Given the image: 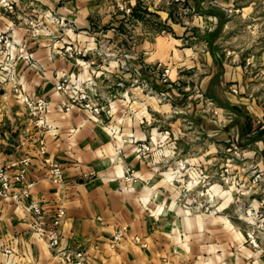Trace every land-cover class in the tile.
Listing matches in <instances>:
<instances>
[{"label":"crops","instance_id":"1","mask_svg":"<svg viewBox=\"0 0 264 264\" xmlns=\"http://www.w3.org/2000/svg\"><path fill=\"white\" fill-rule=\"evenodd\" d=\"M114 2L15 0L11 9L0 2V35L13 44L12 54L23 48L36 61L33 67L20 60L8 74L11 79L3 77L0 84V165L12 181L9 195L0 199V264H67L56 254L60 248L83 251L85 264H264L260 252L246 244L243 228L227 224L222 213L192 214L179 206L170 177L179 159L198 167L208 162L209 173L215 174L223 142L241 132L247 137L264 132L259 102L264 54L246 46L225 53L207 34L199 36V25L175 23L162 13L161 27L138 22L141 36L122 42ZM48 15L64 25L52 23ZM36 16H42L50 34L28 31V18ZM106 18L110 28L105 31L99 25ZM67 45L79 53L63 55ZM159 63L170 68L167 82L156 69ZM63 76L69 86L100 96L105 111L94 118L78 107L65 110L61 104L67 96L55 88ZM24 96L47 102V128L34 125ZM212 107L231 108L230 114L237 110L221 119L228 123L227 132L209 118L206 109ZM163 130L171 134L164 136ZM261 137L260 145L250 144L251 160L239 172L264 171V133ZM203 139L208 148L201 145ZM150 140L154 151L141 156L139 143ZM23 158L30 164L16 180ZM45 159L61 165L62 184L49 179ZM128 167L135 181H124ZM240 174V182L250 185L249 175ZM217 177L212 181L218 189ZM24 187L28 196L23 198L18 193ZM260 199L264 202V197L252 198L256 207ZM29 201L41 209L39 229L29 216ZM60 208V240L53 250L46 229ZM121 226L127 231L112 246V234Z\"/></svg>","mask_w":264,"mask_h":264},{"label":"rangeland","instance_id":"2","mask_svg":"<svg viewBox=\"0 0 264 264\" xmlns=\"http://www.w3.org/2000/svg\"><path fill=\"white\" fill-rule=\"evenodd\" d=\"M114 4L116 8L114 22L117 23L118 36L122 39V42L126 40L135 41L141 36L139 30L136 31V27H139L138 22L142 23L143 21V23H147L155 30L161 27L163 25V20L160 18L162 13L175 23L178 22L189 27L193 24L194 27L196 24L199 25V36L201 38L202 36H208L210 41L211 39L215 41V47L221 51L224 49L225 53L239 51L240 48L246 46L247 50H253L256 55L264 54V0H115ZM109 20L106 18L105 23L99 25L105 31L110 28ZM111 22L113 21L111 20ZM38 23L40 24L39 20ZM42 24H45L43 20ZM215 24L219 25L217 29H215ZM204 37L201 39L202 42H205ZM101 39L102 44H107L108 39L102 37ZM259 94L263 98L264 90L259 91ZM260 96L259 102L262 105V112L264 114V100ZM222 108L215 109L212 107L207 108L206 111L209 118L219 123V127L227 132L228 123L221 122V119L229 118L232 113L235 112L237 114L238 112L237 110H233L230 114L231 108ZM244 130L246 129L242 131ZM263 133L247 137L245 132H241L237 138L234 137L231 141L223 142L219 150L220 152L217 154V158L220 159L218 165L220 168H218L215 174H212L209 173L207 168L208 162H206L207 166H199V168L203 169L199 180L201 181L200 184L204 186L200 185L198 189L191 191L185 198L182 197V184L187 181L189 176L183 172L180 178L176 180L171 179L176 184L178 195L175 200L179 206H184L192 214L205 213L216 215L222 213L225 216L227 224L235 223L243 228L242 234L246 244H249L251 247L253 245L249 243L248 234H255V227L252 221L250 222L249 219L244 218L245 214L243 212L245 211L244 208L251 201L254 202L252 200L253 197L257 195L258 198L264 197V185H244L243 182H241L243 185L238 184L242 178L240 177V173L249 175V170L248 172H239L237 168H245L246 164L249 163L251 158L248 157L247 153L251 148L250 144L252 143L255 146L260 145ZM232 144H235L240 150L237 156H231L227 151L228 148L232 147ZM201 145L205 148L209 147L205 139H203ZM148 153L152 152L148 151L145 154H139L145 156ZM229 157H233L234 159L230 161ZM180 165H184L185 168L196 169L198 167L194 165L193 161L187 163L185 159H179L175 160L174 172L179 170ZM225 166L231 167L228 173L224 172ZM130 170L133 169L128 167L126 173ZM261 173H264V171ZM213 175L218 176V181L219 183L221 182L222 187L218 189L214 187V182L212 181ZM225 179H229L228 182ZM181 200L185 201V205L180 202ZM223 201H226L224 206H222ZM199 202L202 206L197 205ZM260 202L258 209L261 211L264 209V202L261 199ZM259 252L261 257L264 258L262 251Z\"/></svg>","mask_w":264,"mask_h":264},{"label":"built area","instance_id":"3","mask_svg":"<svg viewBox=\"0 0 264 264\" xmlns=\"http://www.w3.org/2000/svg\"><path fill=\"white\" fill-rule=\"evenodd\" d=\"M1 3H3L5 6L9 7L10 9L12 7V3L15 2V0H1ZM42 16L40 17H33L28 18L27 24H28V31H30L32 34H36L39 30L46 32L47 34H50V32L46 29V25L42 24ZM51 22L58 23L59 25H64L63 20L61 18H56L51 15H48ZM38 20L40 21V24L38 23ZM44 23V22H43ZM65 29L62 28V31ZM0 41L4 43V46L0 49V84L2 83L3 77L5 79H11L8 74L11 73V70L15 68V66L20 62V60L27 61L31 66H36V61L34 59V54L31 51H25L23 48H20L19 52L17 54H12L11 49L14 48L13 44L9 41H7L6 38H3V36L0 35ZM72 52L79 53V51L75 50L73 46L67 45L63 48L62 53L71 55ZM129 64L126 59L121 62V68L123 70L128 69ZM161 68V79L164 82H167L170 75V68L168 66H163L160 63L157 64L156 69ZM7 74V77H6ZM145 84V83H144ZM145 87L147 90L151 91L149 87L145 84ZM56 90L60 93L67 96L66 100L61 104L62 107L67 110L71 111L74 107H78L82 110H85L90 116L97 118L102 112L105 111V105L102 103V100L100 96H98L95 93H89L85 91L82 87L79 85H73L69 86L68 84V78L67 76H63L60 81L56 84ZM14 90L17 92L18 89L15 87ZM236 91L235 89H233ZM199 96L202 97V100L205 102L210 103L209 100H207L205 97H203L200 92L198 91ZM23 100L26 102L27 106L29 107L30 111L34 114V125L36 127H40L42 129H45L48 127V123L45 116V109L47 102L39 98L38 100H29L27 97H23ZM109 105V102L107 103ZM171 133L169 130H164L163 135L169 136ZM38 144L40 146L39 151L40 153H45V146L43 138H40L38 141ZM154 145L155 143L150 141H144L142 143H139L138 145V152L141 154H145L146 152L154 151ZM227 151L232 156H237L240 152V150L237 148L235 144H232V147L228 148ZM230 161H232L234 158L229 157ZM46 163H48V177L50 180H52L55 184H62L63 183V169L59 163L55 162H49L45 159ZM13 166L17 165L15 162L11 163ZM19 164V170L15 174L16 180L23 179L24 174L26 173L27 166L30 164L28 158H23ZM228 166H225L224 172L228 173L229 169ZM185 172L189 178L186 182H184L182 185L183 187V196L186 197L189 195V193L193 190L198 189V187L204 186L203 184H200L201 181L199 178L201 177V174L203 173V169L197 167L195 168H185L184 165H180L179 170H176L174 173L170 174L171 179H178L180 176ZM262 171L259 170L256 167H251L249 170L250 175V181L252 185L257 184H263L264 185V174L261 173ZM194 176V177H192ZM124 181L131 182L135 181V174L133 170L128 171L124 176ZM227 182L229 179H225ZM238 184L243 185L241 182ZM12 186V181L10 179V176L7 173V168H4L0 165V199L7 198L9 195L10 188ZM198 193H201L198 191ZM202 195V193H201ZM18 196L25 197L28 196L27 189L24 187L23 190H21L20 193H18ZM181 203L185 205V201L181 200ZM196 202V201H195ZM197 205L202 206V204L199 202ZM27 209L29 211V216L31 218L32 224L37 229L41 226V209L39 205L34 201H29L27 203ZM243 214H245L244 218H247L252 221L255 227V234H248L249 243L253 245L254 249L262 251L264 255V209L260 211L258 207L255 206L254 202L251 201V203L248 204L246 208H244ZM64 211L62 209L59 210L58 213H56V217L52 221V225L46 229L47 235V243L48 246L55 250L58 248L59 245V234L56 232V226L59 224L60 219L63 216ZM253 219H255L253 221ZM249 222V221H248ZM249 222V223H250ZM126 228L124 226H121L114 230L112 234V240L111 245L115 244L119 240L122 239L126 232ZM56 254L63 259V261L67 264H85V253L83 251L78 252H72L71 250L66 249H56Z\"/></svg>","mask_w":264,"mask_h":264}]
</instances>
